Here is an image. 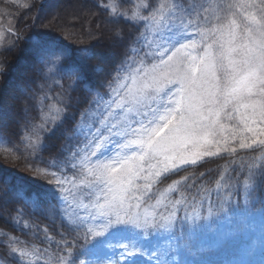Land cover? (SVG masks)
<instances>
[{
  "label": "rangeland",
  "instance_id": "374dc122",
  "mask_svg": "<svg viewBox=\"0 0 264 264\" xmlns=\"http://www.w3.org/2000/svg\"><path fill=\"white\" fill-rule=\"evenodd\" d=\"M3 1L15 7L23 0ZM70 1L71 8L56 20L66 22L65 25L78 23L90 10L87 6L80 5L78 0ZM196 1L200 4L198 13L203 16L201 20L200 15H197L196 20L203 22L202 27H198L194 18L189 19V14L172 0H168L166 7L153 12H147L149 6L143 0H129L125 7H122L120 1L105 4L112 14L122 15L142 26L143 30L134 51L139 57L137 61L112 84L107 95H99L107 100L115 96V89L123 92L131 88L135 92L136 88L145 87L148 95L144 104L158 101L165 94L171 96L177 85L169 82L173 77L162 61L171 64L169 57L177 48L181 49V54L197 58L203 55L209 44L213 51L219 48L220 42L227 48L228 35L224 33L222 36L221 29L232 21L236 23L233 29L235 43H242L245 26H254L252 20L261 19V11L256 6L261 5L262 0ZM52 3L56 4L54 1ZM6 12L0 8V48L5 45L11 31L8 22L10 17ZM87 28L89 29L88 26ZM182 44L184 48H181ZM112 46L114 47V43ZM233 57L240 58L237 53ZM97 58L105 64L110 60L109 57ZM223 64L221 71L231 72L227 59ZM154 68L156 71L153 74ZM22 72L17 75L21 76ZM146 72L148 76L144 78ZM134 79L136 84H133ZM259 89L260 85L257 84L253 90L256 93L253 100H264ZM13 91L16 92L17 89L14 88ZM12 92L9 90L7 93ZM96 99L97 94L93 105L81 114L65 154H60L48 169L36 173L25 170L31 181L59 198L63 218L76 231H81L83 238L90 240V250L102 247L93 256L80 257L78 264H264V204L258 213L252 214L248 208L235 209V212L228 213L226 219H219L217 224H213L215 216L210 213L216 209L210 206V196L220 195L227 177L224 179L223 176L212 192L201 194L199 199L192 201H185L183 196L174 200L170 198L177 187L175 185L161 188L157 186L171 172L197 165L210 158L226 157L264 147V122H261L258 110L254 112L251 107L229 105L221 113L214 135L208 138L209 143L204 146L189 145L191 151L185 152L187 163L175 158L173 153H169L167 160L163 156L151 161L147 157L143 160L137 157L144 169L141 173L143 178L134 180L133 186L124 193L125 210L128 214L122 211L120 222L117 223L115 215H104L100 205L106 203V198L111 200L113 195L118 196L119 192L109 191V186L101 181L96 167L98 162H108L103 160L102 154L109 146L111 160L130 156L133 151H138L130 141L136 139L133 129L139 127L133 120L141 117L136 114L138 108L135 104L125 105L124 108H117L113 104L109 110L113 114L105 112L101 116L96 107ZM144 110V107L139 108V111ZM2 116V122L11 119L8 114L6 117ZM62 117L61 108L53 105L40 126V133L59 124ZM96 129L102 135L93 140L92 133ZM40 133L36 135L34 144L41 142ZM1 141L0 134V161L14 169L18 160L3 147ZM96 144H100V148H96ZM93 152L97 154L93 156ZM17 174L22 176L21 173ZM112 175L116 176L118 172H113ZM244 190L247 195L251 187L245 186ZM228 208L230 207L223 206L218 211L226 213ZM20 257L28 264L40 262V257L27 251H21Z\"/></svg>",
  "mask_w": 264,
  "mask_h": 264
},
{
  "label": "trees",
  "instance_id": "16d2710c",
  "mask_svg": "<svg viewBox=\"0 0 264 264\" xmlns=\"http://www.w3.org/2000/svg\"><path fill=\"white\" fill-rule=\"evenodd\" d=\"M113 1H120L122 7L129 2L78 0L90 9L88 14L78 23L65 25L56 20L71 8L70 0H23L15 7L0 0L11 29L0 48V118L11 117L7 122L0 120L1 143L18 160L15 170L0 161V264H28L21 259V251L40 257L38 264H78L89 247L90 240L63 218L59 198L31 181L25 170L48 169L65 154L81 114L93 105L97 93L108 94L109 88L100 86L115 73L114 83L139 58L134 51L143 27L112 14L105 4ZM143 1L149 6L147 12L168 2ZM172 1L180 4L189 19L200 15L196 0ZM41 47L47 52H41ZM97 56L110 60L105 64ZM76 66L84 70L82 83L71 73ZM9 90L13 92L8 94ZM53 105L61 108L62 121L40 133ZM38 133L40 145L33 143ZM223 176L227 177L224 189L219 196H210V206L216 209L210 213L215 216L213 224L235 209L254 211L264 204V147L171 172L157 186L175 185L170 198L192 201L212 192ZM248 185L251 190L246 195ZM223 206L230 207L226 213L218 211Z\"/></svg>",
  "mask_w": 264,
  "mask_h": 264
},
{
  "label": "snow or ice",
  "instance_id": "6c2138e0",
  "mask_svg": "<svg viewBox=\"0 0 264 264\" xmlns=\"http://www.w3.org/2000/svg\"><path fill=\"white\" fill-rule=\"evenodd\" d=\"M256 7L261 11V19L260 21L253 19L254 26H245L242 43H235L233 29L236 23L232 21L230 25L221 29L222 36L224 33L228 35L227 48L220 42L219 48L213 51L212 45L209 44L205 47L203 55L198 58L181 54V49L177 48L169 57L171 64L162 61L172 74L173 78L169 82L177 85L175 93L171 96L165 94L158 101L144 104L143 101L148 95L145 87H138L135 92L131 88L123 92L115 89V96L107 100L97 93L96 107L101 116H104L105 112L112 115L109 110L113 104L117 108L135 104L138 108L136 114L141 117L139 120H133L139 127L133 129L136 139L130 141L138 151H133L130 156L111 160L109 146L102 154L103 160L108 162L97 164L96 172L101 181L109 186L110 192H119L118 196L113 195L111 200L106 198V203L100 205L104 215H115L116 222L119 223L121 212L128 214L125 210L124 193L133 186L134 180L143 178L141 173L144 169L139 160L147 157L151 161L161 156L167 160L169 153H173L175 158L187 163L185 152L191 151L189 145H207L208 138L216 131L221 113L229 105L251 107L254 112L258 110L260 120L264 122V100L252 99L256 94L253 90L257 84L260 85V95L264 97V0ZM184 47L182 44L181 48ZM40 51L47 52V49L41 47ZM234 53L240 58H234ZM225 59L229 62L231 72L221 71ZM152 71L154 74L156 69ZM71 73L78 81L83 82L85 73L82 67H73ZM115 76L114 73L100 87L111 88ZM147 76L148 73H144V78ZM155 79L153 75V80ZM136 83L134 79L133 84ZM140 107L146 110L139 111ZM127 110L131 111V108ZM100 135L102 133L96 129L92 133L93 140ZM95 147L100 148V144H96ZM96 154L92 153L93 156ZM113 172H118V175L113 176ZM101 248L90 250L89 247L82 255L93 256Z\"/></svg>",
  "mask_w": 264,
  "mask_h": 264
}]
</instances>
